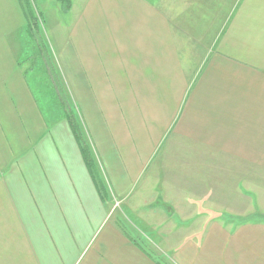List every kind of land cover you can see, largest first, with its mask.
I'll return each mask as SVG.
<instances>
[{"label": "crops", "instance_id": "crops-1", "mask_svg": "<svg viewBox=\"0 0 264 264\" xmlns=\"http://www.w3.org/2000/svg\"><path fill=\"white\" fill-rule=\"evenodd\" d=\"M69 1L60 56L110 200L68 121L45 125L0 0V264H264V220L233 223L264 199V0ZM166 192L192 231L155 257L112 205Z\"/></svg>", "mask_w": 264, "mask_h": 264}, {"label": "rangeland", "instance_id": "rangeland-1", "mask_svg": "<svg viewBox=\"0 0 264 264\" xmlns=\"http://www.w3.org/2000/svg\"><path fill=\"white\" fill-rule=\"evenodd\" d=\"M17 1L20 5L24 24L18 32L20 38L19 46L15 47L19 49L17 53L18 59L30 56V61L24 66L26 68L25 72L27 73L24 78L36 108L42 116L45 125L49 124V120H53V123L55 124L63 118L67 119L64 110H72L73 114L76 116L78 115L80 118L81 131L85 132L84 138L86 139V142L92 143L93 145L90 136L86 132L87 127L85 120L81 113L79 116L77 105L80 102L75 96L74 87L64 70L66 68L60 56V45L64 43L68 35L67 27L73 23L72 15L68 13L70 7L67 9L65 5L58 0ZM25 30H27L29 38L27 37ZM44 70H50L51 74L47 76ZM93 147V154L86 152L87 156L89 155L91 158L93 156V159L89 158L87 161L89 164L87 165L89 169H91L95 179L98 177L104 185L102 180L104 177H101V171H98L95 164V159L96 163H98L97 158H95V145H93ZM155 180L156 181L150 183L149 188L151 189L153 186V190L155 187L157 189L156 192H158V189L163 191L165 186L171 183V181L165 179L164 174H161V172L157 173ZM166 194L169 197L158 196L157 198L151 196L147 203H141L139 201L136 205L135 213L131 210V200H129L128 206L125 205V202H119V199L114 201V204L116 205H112V215L115 217V220L119 222L122 221L125 230L134 239L138 238L142 245L145 243V248H147L155 257H161V254L164 252L159 246L154 244V241H151L154 239V236L167 238L172 237V235H179L182 237L192 231V229L189 230L192 220L188 219V211H185V204L176 205L177 203L175 204L173 199L170 198V192H166ZM101 195L103 199L107 198L110 200L109 192L107 190L104 189L101 191ZM249 200L250 199L246 200V203L244 202L241 205L245 211L247 209L246 206L250 205ZM258 202L262 204L263 208L264 199H251V204L254 209L251 212L247 211L243 214L240 213L235 215L233 223L238 224L244 221L264 218L263 211H261V209L259 210ZM185 203L187 204L186 199ZM148 209H152L154 213L152 216L148 215ZM200 212L201 213L199 214L202 217L207 215V213H203V210ZM217 215L220 214L217 213ZM227 215L229 216V214ZM147 216L150 217L149 220L147 219ZM141 217L147 219L150 226L148 224L145 225L144 222L141 223ZM132 222H136L138 225L141 223L146 232L143 233L142 231H139V235L137 230H135V227L132 225Z\"/></svg>", "mask_w": 264, "mask_h": 264}, {"label": "trees", "instance_id": "trees-1", "mask_svg": "<svg viewBox=\"0 0 264 264\" xmlns=\"http://www.w3.org/2000/svg\"><path fill=\"white\" fill-rule=\"evenodd\" d=\"M59 2L63 3L65 5V7L68 9L70 7L69 5V1L68 0H58ZM25 33L27 35V37L29 38V34L27 33V30H25ZM34 36V35H33ZM32 40V39H31ZM30 61V56L29 57H23V58H20L19 59V67L22 69L23 68V73H24V76L26 77L27 73L25 72V67L26 64ZM44 72H46V75H50L51 74V71L50 70H44ZM64 113L67 115V119L63 118L64 120L68 121V123L70 124V127L73 131V133H75V136L77 137V141H78V144L83 147V155H84V159L85 161L89 160L90 159H93V156L92 158L88 155H86V152H89V154H92L90 153V149H89V146L86 142V140L84 139V137L82 136L81 134V122H80V118L78 117V115H74L72 110H64ZM68 113V114H67ZM54 121L53 120H49V124L48 125H51ZM86 145V146H85ZM82 149V148H81ZM95 164H96V159H95ZM99 190L100 191H103L105 189L104 185L101 183V181H99ZM261 220H264V218H261ZM119 222V221H118ZM119 226L121 228V230L127 234V231L125 230V226L123 224V222H119ZM128 235V234H127ZM138 245V244H137ZM159 263V262H158Z\"/></svg>", "mask_w": 264, "mask_h": 264}]
</instances>
